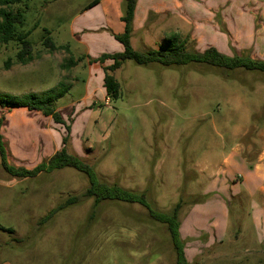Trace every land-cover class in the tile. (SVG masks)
<instances>
[{"label": "rangeland", "instance_id": "rangeland-1", "mask_svg": "<svg viewBox=\"0 0 264 264\" xmlns=\"http://www.w3.org/2000/svg\"><path fill=\"white\" fill-rule=\"evenodd\" d=\"M92 1L21 0L12 6L23 15L16 31L28 33L32 60L19 64V43H0V96L40 95L59 82L70 88L53 103L61 123L41 111L0 105L7 163L26 170L46 164L65 136V150L91 166L100 182L145 193L160 213L183 201L178 221L186 220L190 229L179 230L188 264H264V235L254 223L251 201L243 195L226 199L217 191L202 195L193 183L202 170L205 183L215 176L204 156L219 163L233 143L234 126L248 127L234 145L240 143L243 161H255L261 150L257 133L264 131V75L241 69L227 74L199 64L143 67L127 60L113 73L118 97L106 101V66L97 62L102 79L91 72L88 80L94 63L81 54L94 46L107 51L111 41L119 46L112 30L120 24L110 12L101 23L104 5L82 13ZM124 9L119 0L121 15ZM162 28L165 35L168 29ZM45 31L54 49L44 44ZM132 46L137 51L154 48L135 41ZM228 50L229 55L242 53ZM70 55L82 60L64 70L60 65ZM86 95L92 97L85 103ZM88 187L86 175L70 167L22 178L0 164V264H176L165 224L136 203L104 200L94 208L93 198H81ZM72 197H79L77 203L58 210ZM214 202L211 216L202 219L192 209ZM52 210L57 211L44 219ZM217 222L227 224L224 233L213 226ZM204 226L216 235H208L210 228Z\"/></svg>", "mask_w": 264, "mask_h": 264}, {"label": "crops", "instance_id": "crops-1", "mask_svg": "<svg viewBox=\"0 0 264 264\" xmlns=\"http://www.w3.org/2000/svg\"><path fill=\"white\" fill-rule=\"evenodd\" d=\"M101 5H104L101 23L106 22L105 15L108 17L110 12L112 18L119 21L120 24L119 28L112 30V35H120L124 25L121 22L119 0H97L95 4L89 7L87 5L82 13L94 10ZM248 7L255 10L257 15L249 14ZM107 24L111 26L109 20ZM164 25L168 29H166L165 35L175 33L181 38L188 37L197 52L213 47L225 55H229L228 49H232L234 52L241 51L240 54L244 55L243 51L249 50V55H245L264 59V0H136L130 45L132 46V42L135 41L141 46L149 48L154 46L153 49H157L165 36L162 28ZM219 25L222 27L221 29H219ZM184 30L185 34L182 32ZM110 43L112 48L107 51L99 46H94L93 49L81 55L88 61V59L98 58L101 54L122 51L121 44L117 46L112 41ZM81 45L84 44L81 43ZM93 63L90 67L88 66L90 71L88 80L92 78L91 72L100 80V78L102 79L100 76L101 66L98 63ZM110 64L111 61L108 60L102 65L109 66ZM91 97L89 96L90 99ZM90 99L86 95L82 102H89ZM105 100L108 101L106 98ZM55 110L59 111V108ZM48 120H51V117L48 116ZM247 128L234 126L229 135L233 143L222 154L218 160L219 163H212L213 161L206 154L203 155L207 160V168L215 169V176H208V178H212L205 183L202 180L206 172L202 170L198 172L199 179L193 183L200 187L199 193L202 195L217 191L226 199L239 197V195L248 198L255 210H253L256 215L254 223L258 224L261 236V234L264 235V131L260 130L256 137L257 140L259 139L260 153L256 156L255 161L248 163L239 156L238 145L240 143L234 145L236 140L246 133ZM219 137L223 142V135L220 134ZM206 204L202 205L203 207L201 205L192 207L196 212L195 215L199 214L198 217L201 219L206 215L211 216V210L217 206L214 202L206 208ZM184 222H179L180 227H184L187 233H190V229L186 228ZM215 225L219 227L221 234L225 232L227 226L225 222L222 225L221 222H217L213 226ZM204 227L207 230L210 228L211 232L208 235L210 233L216 235L214 228Z\"/></svg>", "mask_w": 264, "mask_h": 264}, {"label": "trees", "instance_id": "trees-1", "mask_svg": "<svg viewBox=\"0 0 264 264\" xmlns=\"http://www.w3.org/2000/svg\"><path fill=\"white\" fill-rule=\"evenodd\" d=\"M97 0H93L89 5H93ZM125 9L121 15L123 23V32L115 35L114 39L121 44L122 51L113 54H101L98 58L90 59V62L104 63L110 60L109 66L103 67V88L106 93V99H116L119 94L120 85L114 76V72L120 69L127 60L133 61L138 66L147 67L152 63L161 65L162 67H178L187 64L193 66L205 65L210 69H220L229 74L235 69L245 71H255L264 75V59L251 58L247 55L235 54L225 55L217 51L213 47H208L202 52H197L193 48V42L189 38H181L175 33L164 36L162 44L157 49H148L146 51H137L130 45V37L132 33V19L135 10L136 0H123ZM21 0H0V43L7 44L16 41L20 45V49L16 53V60L19 64L25 65L32 60V46L26 41L28 33H19L16 26L23 23V15L19 11H14L12 6L20 3ZM44 44L50 49H54V45L45 31ZM82 57L77 59L70 55L60 67L64 70L77 65ZM5 69L9 68L10 61L5 62ZM70 86L64 83H58L56 87L47 90L42 94L28 93L22 96H12L3 94L0 96V105L7 108L25 107L30 111H41L44 115L51 117L55 122H62L59 111L53 107V103L62 98L68 91ZM2 120L0 119V129ZM67 137H63L62 147L56 151L46 162L40 164L33 169L26 170L21 168H13L7 163V156L2 145V136L0 134V164L3 170L17 177H34L42 171H51L54 169H62L65 167L73 168L86 175L89 187L81 195V198H93V207H97L102 201H121L129 204H139L147 209L149 216L160 223L166 225L170 234V238L175 250L176 264H188L184 253V245L180 238V223L178 221L179 210L183 205L180 199L169 212L160 213L150 207L146 200L145 193H136L117 186L116 184L107 185L98 180L93 168L80 160L77 156L68 153L64 144ZM197 199V198H196ZM79 197L68 198L66 202L58 207V210L66 206L77 203ZM57 210H52L44 218L48 219Z\"/></svg>", "mask_w": 264, "mask_h": 264}]
</instances>
